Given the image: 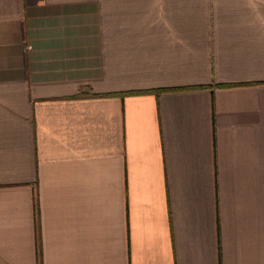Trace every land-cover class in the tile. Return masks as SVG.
Instances as JSON below:
<instances>
[{"label":"crops","instance_id":"0c3cea01","mask_svg":"<svg viewBox=\"0 0 264 264\" xmlns=\"http://www.w3.org/2000/svg\"><path fill=\"white\" fill-rule=\"evenodd\" d=\"M38 253L264 264V0H0V264Z\"/></svg>","mask_w":264,"mask_h":264},{"label":"trees","instance_id":"16d2710c","mask_svg":"<svg viewBox=\"0 0 264 264\" xmlns=\"http://www.w3.org/2000/svg\"><path fill=\"white\" fill-rule=\"evenodd\" d=\"M157 93H160V92H162L161 90H159V91H156ZM127 94H134V93H126V95ZM38 262H39V264H41V253H38Z\"/></svg>","mask_w":264,"mask_h":264}]
</instances>
